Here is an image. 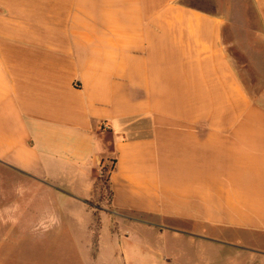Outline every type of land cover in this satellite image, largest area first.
Instances as JSON below:
<instances>
[{"label":"crops","instance_id":"1","mask_svg":"<svg viewBox=\"0 0 264 264\" xmlns=\"http://www.w3.org/2000/svg\"><path fill=\"white\" fill-rule=\"evenodd\" d=\"M206 1L0 0V168L80 257L264 264V0Z\"/></svg>","mask_w":264,"mask_h":264},{"label":"rangeland","instance_id":"2","mask_svg":"<svg viewBox=\"0 0 264 264\" xmlns=\"http://www.w3.org/2000/svg\"><path fill=\"white\" fill-rule=\"evenodd\" d=\"M196 1L202 6H210V2L206 0H194V2ZM245 21L248 24L250 21V25L253 23L255 27L257 26L256 19L246 18ZM227 50L237 63H242L245 58L242 51L235 50L231 46ZM260 55L264 57V44L261 45ZM244 75L245 85L248 86L253 76L247 67H245ZM107 170L106 168L103 170L104 178ZM17 184L18 180L13 174L0 168V191H3L0 194V201H3L8 207L5 210H0L5 218V225L2 229L0 228V264H94L96 259L88 255L80 257L74 243L68 239V235L72 232L83 231L82 228L80 230L75 225H57L59 223L57 220L75 215L77 210L63 211L61 209L63 203L55 194L52 195L53 204L51 205L52 209H50L49 198L51 195L41 193L38 189L33 190L31 194H25L22 190L20 192L17 187L13 189V186ZM19 184L20 186L24 185L23 183ZM29 200L32 201V209L25 207L24 203ZM14 219L17 220L16 223L13 222ZM49 223H53V225L49 226ZM40 235L43 238L39 237ZM148 241H150L148 246L153 251L155 250L150 255L153 257L152 262L168 264L170 256L162 251L161 243L157 241L155 236H150ZM226 250L224 243L211 242L205 252L191 255V264H224V251ZM157 251L158 257L155 255ZM113 259L119 261L118 258ZM112 260L107 257L100 259V263L96 261L95 264H108L113 262Z\"/></svg>","mask_w":264,"mask_h":264}]
</instances>
